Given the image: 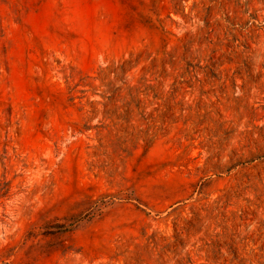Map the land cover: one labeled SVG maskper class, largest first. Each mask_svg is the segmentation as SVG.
Returning <instances> with one entry per match:
<instances>
[{"label":"rangeland","instance_id":"obj_1","mask_svg":"<svg viewBox=\"0 0 264 264\" xmlns=\"http://www.w3.org/2000/svg\"><path fill=\"white\" fill-rule=\"evenodd\" d=\"M0 264H264V0H0Z\"/></svg>","mask_w":264,"mask_h":264}]
</instances>
